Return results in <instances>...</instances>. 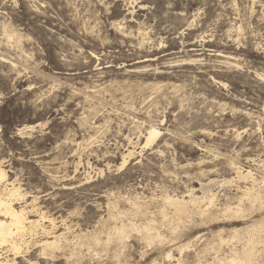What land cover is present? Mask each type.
Wrapping results in <instances>:
<instances>
[{"label":"rangeland","instance_id":"obj_1","mask_svg":"<svg viewBox=\"0 0 264 264\" xmlns=\"http://www.w3.org/2000/svg\"><path fill=\"white\" fill-rule=\"evenodd\" d=\"M0 167L16 264H264V0H0Z\"/></svg>","mask_w":264,"mask_h":264},{"label":"bare ground","instance_id":"obj_2","mask_svg":"<svg viewBox=\"0 0 264 264\" xmlns=\"http://www.w3.org/2000/svg\"><path fill=\"white\" fill-rule=\"evenodd\" d=\"M6 28L8 30V27H6ZM9 36H11V35H9ZM227 59L228 58H226V60ZM230 64H235V63H233V61H232V62H230ZM159 133H160V130L156 126H154V125L150 126L146 132L147 136H146L145 145L152 143L158 137ZM132 154H133V151L128 150V152L126 154H124L122 164H125V162H126L125 158L128 156H131ZM235 170H236V175H237L236 178L241 179L242 181L247 180L248 178H252V173L250 170H243V169H240L239 167H236ZM4 178H5V172L0 167V183L2 181H4ZM232 180H233V178L232 179L231 178L225 179L222 181H218L217 179H211L206 185H203V194L206 197L208 196L207 199L209 202V206L213 203L214 196H215V194L211 192L210 188H208L209 185L214 184V183H219V182H222V184H223L224 182H231ZM219 185H221V184L219 183ZM230 185H231V183H230ZM237 188H239V187H237ZM241 192H242V197L239 198V201L235 207L234 212H242L247 206L252 207L255 204H257V202L259 204L262 202L261 194L260 193L254 194L253 188L251 189V187L249 188L247 186ZM255 192H257V191H255ZM19 196H22L21 192L12 183L4 184L3 188L0 190V216H2V218L0 219V264H16L15 263L16 259L21 256L20 254L28 252V247H22L23 243L24 244L27 243V241L24 239V235L30 234V232L33 230V228L42 225L40 223V221L45 217V215L39 211V213H38L39 218L33 219V218L29 217V212L26 211L23 207L16 208L14 206L13 201H14V199H16ZM195 198H197V197L193 196L192 194L190 195V199H195ZM165 199H166L167 203L169 202V204L175 206V210L178 213L184 212L185 205H186V201H185L184 197H181L180 199H178L177 197L166 196ZM244 200H246V201H244ZM224 210H226L227 212L231 211V207H230L229 203L225 204ZM37 212H38V210H37ZM197 212H198V210H197ZM224 213H225V211H224ZM116 214H118V213H116ZM208 214H211V213H208ZM179 216H181V218H182L181 214L178 215V217ZM49 221H52V220L50 219ZM41 229L43 232L45 231V228H43L42 226H41ZM47 233L50 234V232H47ZM52 237H53L52 240L46 238L45 240H43L40 243V253L43 256L51 255L52 253H54V251H56L57 249L60 248V247H57V236H52ZM249 240H250V238L247 241H249ZM247 241H246V244H247ZM29 264H31V263L29 262Z\"/></svg>","mask_w":264,"mask_h":264}]
</instances>
